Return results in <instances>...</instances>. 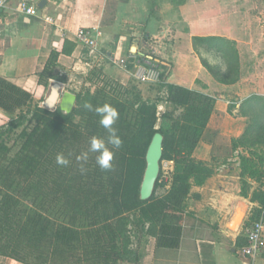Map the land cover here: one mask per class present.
I'll return each instance as SVG.
<instances>
[{"label": "trees", "instance_id": "trees-1", "mask_svg": "<svg viewBox=\"0 0 264 264\" xmlns=\"http://www.w3.org/2000/svg\"><path fill=\"white\" fill-rule=\"evenodd\" d=\"M209 39L194 37L193 41L196 45ZM64 51L69 54L66 48ZM144 56L154 60L163 79L160 83L170 88L172 100H176L175 97L184 99V95L193 93L166 84L162 64L156 62L153 54ZM58 57L56 51L51 53L39 76L40 84L52 65H57ZM143 61V58L138 60L139 63ZM6 82L0 78V109L12 118L0 126V256L23 264H82L73 245L92 241L98 244L93 258L100 259L102 264H138L142 256L127 250L129 240L125 227L135 211L144 214L145 219L150 217L151 203L140 200V187L146 152L156 133L164 136L162 160L179 161L184 165L163 198L162 204L170 209L169 212L182 205L193 186H203L215 174L212 168L192 159L214 112V102L197 110L196 115H190L185 126L177 124V129L193 132L194 139L178 142L174 152L179 157L176 160L167 156L171 146L168 134L156 129L157 106L154 104L141 103L138 99L124 100L114 90H101L77 96L71 114H64L59 108L52 111L37 105L14 117L16 110L23 107L22 104L16 108L7 105L8 96L3 92ZM85 103L93 106L107 103L119 112V119L113 126L118 129L123 145L114 150V167L110 171H102L96 165V153L89 154L87 170L80 171L76 157L87 151L90 138L107 136L99 124V117L85 109ZM60 153L69 159L68 166L56 163ZM257 159L264 166L263 156ZM242 160L241 196L258 203L262 211L264 189L251 192L252 185L246 179L259 183L261 168L252 160ZM109 203L112 208L108 207Z\"/></svg>", "mask_w": 264, "mask_h": 264}, {"label": "crops", "instance_id": "crops-1", "mask_svg": "<svg viewBox=\"0 0 264 264\" xmlns=\"http://www.w3.org/2000/svg\"><path fill=\"white\" fill-rule=\"evenodd\" d=\"M22 1L9 0L8 8L0 16V78L25 92L43 93L39 76L43 74L51 53L56 51L59 54L57 68L63 78L52 80L51 85L58 83L62 93L76 95L73 89L80 78L87 77L95 68L122 84L135 82L136 65L130 62L128 69L118 65L121 60H127L131 52L153 54L164 67L169 81L183 85L177 80L181 77L179 62L175 60L179 56V48L185 46L188 49L189 46L193 53L194 37H211L213 34L199 35L174 29L168 20L170 15L190 12L197 30L209 28L213 25L201 26L200 16L204 10L230 0H182L177 7L179 10L169 6H173L176 0H24L28 7L33 8L30 15L23 10ZM46 18L52 22H47ZM79 30L90 31L96 45L92 47L81 41L77 36ZM168 35L174 39L169 44V54L152 50L154 44L161 43ZM65 48L69 54L65 53ZM198 72L196 77L201 70ZM231 104L235 106L232 111ZM241 105L217 98L207 130L218 118L219 137L238 139L243 136L247 118L235 113ZM10 119L11 116L0 109V126ZM216 147L203 136L192 154L193 160L212 168L215 174L203 186L191 188L190 194L199 200L190 208L216 225L217 231L213 236L196 239L192 248L171 250L149 242L138 264H244L239 252L247 243L245 225L248 221L264 222V210L261 211L258 203L241 196L240 170L216 168L221 159L218 154H213ZM250 184L251 192L258 188L255 182L250 181ZM239 211L244 213L243 224L232 230L229 224L233 223ZM0 264L23 263L0 256ZM255 264H264V239L262 253Z\"/></svg>", "mask_w": 264, "mask_h": 264}, {"label": "rangeland", "instance_id": "rangeland-1", "mask_svg": "<svg viewBox=\"0 0 264 264\" xmlns=\"http://www.w3.org/2000/svg\"><path fill=\"white\" fill-rule=\"evenodd\" d=\"M181 2L182 0H176L173 6L172 4L169 6L174 10H179L180 8L177 9V7ZM227 2H218L204 10L200 16L201 26L212 24L213 26L209 28L197 30L190 12L180 13L178 16L170 15L168 19L174 29L188 30L199 35L213 34V37H201L210 39L208 42L194 44L193 53L189 46L188 49L185 46L179 48L180 53L175 60L179 62L181 77L179 76L177 80L183 85L170 82L167 75H164L166 84L180 86L193 92L184 95V99L175 97L176 100H172L170 88L161 83L152 85L132 81L122 84L96 68L91 70L87 77L80 78L79 84L75 83L76 88L73 90L76 96H83L86 92L95 94L101 90L111 92L114 90V93L121 99H138L141 103L149 102L156 105V129H161L168 134L171 146L167 156L176 160L179 157L174 152L177 150L178 142L181 140L191 142L194 139L193 132L183 130V128L177 129V124L185 126L190 115H196L197 110L204 106H211L217 98L242 104L235 112L247 118V128L243 138L242 136L238 138L241 139L240 141L219 137L218 118L213 121L211 129L207 130L206 127L203 136L206 141L217 145L213 154H218L221 159L216 168L220 170L228 168L230 171L240 170L241 175L242 159L252 160L261 168L262 177L259 183L249 180L248 177L246 179L249 183L250 181L255 182L257 189H264V166H261L257 159L261 156L264 158V0H230ZM173 41L174 39L168 35L161 43L154 44L152 50L158 53L160 51L164 55L169 54L171 48L169 44ZM203 53L219 58L220 63L209 64ZM130 61L127 62L125 69L130 67ZM221 65L226 68V71L222 70ZM199 70L201 73L196 77ZM60 75L61 72L57 65H52L40 84L44 91L38 95L25 93L24 90L7 81L3 86V92L8 96L5 102L10 108H16L19 104L23 107L16 110L14 117L22 111H27L28 108L32 109L37 105L44 107L51 81L54 78H63ZM242 98L247 99L241 101ZM231 107L235 106L231 104ZM56 109L58 108L48 110L55 111ZM185 117H187L186 120ZM198 120L202 122L201 119L198 118ZM143 166L146 167V163ZM183 166L179 161L176 163L162 160L157 185L149 200L151 203L149 219H145L144 214L135 211V215L125 227L129 240L127 247L129 252L143 256L149 242H156L158 246L171 250L192 248L196 239L213 236L217 231L216 225L209 223L198 214L197 210L190 208L193 202L199 200L196 195L189 194L182 205L175 206L171 212L162 204L163 198L171 189L174 176L181 172ZM117 169L118 167L115 168ZM109 206L112 208L111 203L108 204ZM103 209L104 207L101 210ZM88 229L91 230L92 227ZM97 245L92 241H83L81 244L73 245L79 253V258L83 260L82 264H102L100 259L93 258L92 255L98 250Z\"/></svg>", "mask_w": 264, "mask_h": 264}, {"label": "built area", "instance_id": "built-area-1", "mask_svg": "<svg viewBox=\"0 0 264 264\" xmlns=\"http://www.w3.org/2000/svg\"><path fill=\"white\" fill-rule=\"evenodd\" d=\"M9 0H0V16L8 8ZM23 10L27 14L33 13V8L28 7L26 1L21 2ZM47 22H52V19L46 18ZM81 41H84L89 46L94 47L95 40L91 37L92 34L87 30H79L77 34ZM140 55V54H139ZM138 53H130L127 60H121L118 65L122 68L127 67V61L131 60L136 65V71L133 77L136 82H142L146 84H159L161 81V72L158 70L154 60L144 55L139 56ZM144 59L143 63H139V59ZM156 62L161 63L156 60ZM246 245L240 249V256L244 260V264H255L257 258L261 255L263 249L264 239V222L263 220L248 221L244 228Z\"/></svg>", "mask_w": 264, "mask_h": 264}, {"label": "clouds", "instance_id": "clouds-1", "mask_svg": "<svg viewBox=\"0 0 264 264\" xmlns=\"http://www.w3.org/2000/svg\"><path fill=\"white\" fill-rule=\"evenodd\" d=\"M203 55L209 64L216 65L220 63L219 58H213L208 53H203ZM221 68L226 71L223 65H221ZM83 107L88 111L94 112L99 117V124L106 130L107 136L105 138L97 136L90 138L87 151L82 152L76 157L80 165V171L83 173L87 170L85 165L89 160L90 153H96L95 163L102 171H110L114 167V150H119L123 145V140L118 135V129L113 126L119 119V112L114 106L107 103L100 106H93L91 103H85ZM109 145L111 147H109ZM56 163L60 166H68L70 161L60 153L56 156Z\"/></svg>", "mask_w": 264, "mask_h": 264}, {"label": "water", "instance_id": "water-1", "mask_svg": "<svg viewBox=\"0 0 264 264\" xmlns=\"http://www.w3.org/2000/svg\"><path fill=\"white\" fill-rule=\"evenodd\" d=\"M59 102V103H58ZM77 96L69 92L62 93L61 85L53 83L49 94L44 101V107L48 109L59 108L65 114H71L76 106ZM164 136L156 133L146 152V168L140 187V200L148 202L154 193V189L161 171L163 158ZM244 213L239 211L233 223L229 224L230 229L235 230L243 224ZM240 224V225H239Z\"/></svg>", "mask_w": 264, "mask_h": 264}, {"label": "bare ground", "instance_id": "bare-ground-1", "mask_svg": "<svg viewBox=\"0 0 264 264\" xmlns=\"http://www.w3.org/2000/svg\"><path fill=\"white\" fill-rule=\"evenodd\" d=\"M244 206V205H243Z\"/></svg>", "mask_w": 264, "mask_h": 264}]
</instances>
